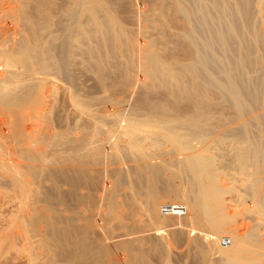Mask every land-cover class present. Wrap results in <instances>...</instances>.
<instances>
[{
    "label": "bare ground",
    "instance_id": "bare-ground-1",
    "mask_svg": "<svg viewBox=\"0 0 264 264\" xmlns=\"http://www.w3.org/2000/svg\"><path fill=\"white\" fill-rule=\"evenodd\" d=\"M6 1L17 7L0 5V113L11 118L0 144L7 149L6 190L18 197L8 203L0 253L8 252L0 255L9 254L12 264H36L41 256L48 264H183L180 248L193 246V259L202 264H262L264 243L252 232L234 231V216L225 209L229 188L211 158L200 149L177 156L189 137L202 140L234 122L233 137L244 142L239 162L256 189L264 183L261 145L250 138L264 119L257 80L264 63L256 53L264 28L251 14L254 0H145L147 10L134 13L123 5L114 9L113 0ZM256 3L264 6V0ZM134 19L149 23L155 39L136 40L126 25ZM96 52L104 54L102 63L108 52L121 59L115 87L140 90L131 117H85L55 142L65 151L38 152L28 142L35 112L20 114V108L42 95L49 70L69 81L77 98L76 59ZM17 65L22 71L11 69ZM107 86L104 79L94 89ZM158 93L164 99H156ZM92 100L104 98L78 106ZM220 103L230 112L221 119L212 113ZM168 147L175 152H164ZM164 199L169 204L161 205ZM256 205L264 212V200ZM225 233L229 244H222Z\"/></svg>",
    "mask_w": 264,
    "mask_h": 264
},
{
    "label": "rangeland",
    "instance_id": "rangeland-1",
    "mask_svg": "<svg viewBox=\"0 0 264 264\" xmlns=\"http://www.w3.org/2000/svg\"><path fill=\"white\" fill-rule=\"evenodd\" d=\"M5 1L6 0H0V5L1 6L8 5L9 2L8 1L5 2ZM112 3L114 9H119V6L123 5L126 7V10L128 12H132V13H134V11L137 8H139L140 10H147L146 8L147 6H145L146 3L145 0H121V1L113 0ZM8 6H10V8H15L17 7V4L12 2L11 5ZM254 6L255 7L257 6V8H255ZM244 9L246 12V9L248 8L245 6ZM251 10L253 11L251 13L253 17L259 18V19L257 18L258 19L257 27L259 25L258 28L261 30L262 28H264V23H263L264 6L261 7L259 4L256 3V0H254V5L252 6ZM257 10L260 11L258 12ZM117 13L118 12H116V14ZM257 14L258 16H256ZM4 21L6 22V24L12 23V21L10 22L6 19ZM11 25H12L11 29L13 30L15 26H13L14 24ZM126 25L128 28L130 27V29L133 28L132 30H134V34L136 35V37L134 35L135 39L136 40L141 39L139 41L143 40L142 41L143 43H147L148 42L147 39L149 37H150L149 39H152L151 37L152 35H153V39H155V37L158 34L156 30L151 28V25L149 23H145V22L143 23V21L139 23L136 19L127 21ZM145 27H147L148 29L147 28L145 29ZM147 30L148 32H146ZM140 32H143L144 35H142L143 33ZM145 32L147 34H145ZM22 35H24L25 37L28 34L27 32L23 31ZM256 53L258 54L259 60H261V62L264 63L263 39L261 40L259 47L256 50ZM102 57H104V54H98L97 52L91 55L82 54L77 57V59L78 58L79 59L78 60L76 59V64H77L76 76H78L77 78L79 81L78 84L82 86L80 87L81 90L77 98L71 96V94L74 93L73 92L74 89L72 88V85L69 84V81L68 82L63 81V77L60 76V74L58 75V73H56L55 71L49 70V72L47 73L48 75H46L45 78L50 79V81L49 80L46 81L45 85L43 86L42 95L40 94V92L38 94H35L36 98H34L35 101H33L32 105H28L20 108L19 110L20 114L31 115L35 112L36 117L27 123L31 128V134L28 136L29 137L28 142L31 143V146L35 147L38 152H45V154L46 153L51 154L52 151L55 149L59 151H65L64 145H59L55 147V142L63 138H67L70 133H73L72 131L75 128L74 126L76 124H82L83 121L85 120V117L92 118V117H97L98 115H110V116L118 115L121 117H125L126 119H129L131 117L132 111L130 110V107H132L139 98L138 96L140 95V90L139 89L135 90V93L133 94L129 90L122 91L120 88L115 87L116 81H114V78H116L119 73L117 72L114 73V71H119L118 67H120L119 65L121 64L120 61L121 59L119 58L117 53L114 54L108 52V57L111 61L108 60V62L102 63L101 60ZM103 65L104 68L107 69L106 72L109 70L108 69L109 67L113 68L114 70L110 69L109 72L104 73V71H102ZM115 67H117L118 69ZM11 69L22 71V68H20L18 65L17 67H12ZM1 71L2 68H0V74H3L1 73ZM135 74L137 75L136 77H138L140 80L142 81L145 80V77L143 73H141L140 68L138 67L135 68ZM251 76H253L252 78H254L255 77L254 73H251ZM104 79H106L108 86L100 91L94 89L95 85H97L99 81ZM257 80L258 82L260 81L259 83H260L261 91L264 96L263 72H260V74H258ZM92 87L93 90H91ZM93 97L94 98L102 97L104 98V100L98 102L92 100L91 102L84 103V105L78 106L79 102L87 101L89 100V98H93ZM160 97H162L161 99H164V96L161 93H158L156 95V99L159 100ZM69 100L71 101V103H69ZM262 105L263 106L261 107V109L259 108L258 113H264V103ZM212 113L216 114L215 117L219 119H221V117L230 115V112H227L223 109V104L221 103L214 107ZM218 113L219 114L224 113L225 115L223 114L222 116L219 115ZM59 116H61V119L63 118L61 122L58 121L60 119ZM9 117L10 115H7L5 113H0V129H1L0 133L3 134L7 133L9 128H7L6 124H8L11 119ZM247 119H249V117ZM214 124L218 125L220 124V122L216 120ZM222 124L224 125V123ZM229 126L226 127L225 130H219L214 127V130L210 131L209 134L205 136L202 140H197L195 138L189 137L188 143L190 148L187 146V148L182 147L183 149L182 148L178 149L177 156L180 159L186 153H195L196 151H198V149H200V151L202 150L205 155L209 156L213 162L215 173L217 176H219V179L221 180L222 186L229 188L228 193L224 195V200L226 202L225 209L229 215L234 216L235 225L233 228L235 233L236 232L245 233L246 231L249 233L252 232L253 234L256 235V238L260 243L262 242L264 243V212L261 211L256 205L258 198L264 200V183L263 182L261 183V189H256V187H254V183L252 182L253 178L248 173L249 169H246V166L243 165L241 166L239 162L240 158L238 155L239 154L238 149L244 146V142L242 140H236L233 137V133L236 130L235 128L236 123L233 122ZM183 133L186 132L184 131ZM250 138L254 139L257 142H260L261 150L258 161L259 164L262 166L264 172V119L262 120L261 131H254L250 133ZM202 141H205L206 144L202 145L201 143ZM5 146L6 145H3V143L0 144V184H1L0 214H3V216H5V218L3 216L0 217V232H2V229H4L6 225L5 219H6V215L9 212L8 203L11 204L12 200L14 199L13 197H15V199L16 197H18L15 196L17 195L16 193L12 194L10 192L9 194V191L6 190L7 188L5 186V179L8 177V175L6 174L7 172L5 171L6 168L5 165L7 162L6 161L7 157H5L6 156L5 151L7 149ZM164 152L174 153L175 150L172 147H168L164 149ZM174 157H175L174 155H171L168 159H174ZM49 159L50 156L47 157V161H49ZM180 176H182L184 179V173H180ZM262 177L264 178V173L262 174ZM166 179L168 181H171L172 183L174 177L170 175ZM183 183L184 182L182 181V184ZM16 204L17 203L15 200V205ZM167 204L169 203L167 202L166 199H164V201L161 203V205H167ZM197 216H198L197 209H193L192 211H190L189 217L195 219L197 218ZM1 218L4 219V221ZM140 220L142 221V225H145L144 219H140ZM174 224H176V221ZM229 237L230 235L228 233L223 234L221 236L222 244L223 241L226 240L229 241L230 240ZM6 250L3 249L1 253L3 251L7 253L8 251ZM180 251H184L185 254L183 256V262H184V263L182 262L183 264H202L198 259H193L194 257L193 252H195L193 246H190L189 248H187L186 246H182L180 248ZM2 255L4 256L5 253L4 254L2 253ZM2 255H0V257H2L0 258L2 259V262L0 260L1 262L0 264H9V263L12 264L11 261H9L10 260L9 258L11 257L9 254H6L5 257L6 259L3 258ZM42 257L44 256H41V258L39 257L41 259V260L39 259L40 261L39 260L35 261L36 264H40V263L43 264L42 262L44 261H45L44 264H48V261L46 259L47 257H45L46 260ZM248 258L250 259V257L246 256V259ZM262 264H264V258L262 260Z\"/></svg>",
    "mask_w": 264,
    "mask_h": 264
},
{
    "label": "built area",
    "instance_id": "built-area-1",
    "mask_svg": "<svg viewBox=\"0 0 264 264\" xmlns=\"http://www.w3.org/2000/svg\"><path fill=\"white\" fill-rule=\"evenodd\" d=\"M225 244H229V241H226Z\"/></svg>",
    "mask_w": 264,
    "mask_h": 264
}]
</instances>
